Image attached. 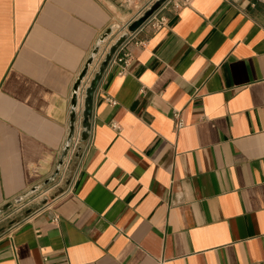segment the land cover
<instances>
[{"label": "crops", "instance_id": "obj_1", "mask_svg": "<svg viewBox=\"0 0 264 264\" xmlns=\"http://www.w3.org/2000/svg\"><path fill=\"white\" fill-rule=\"evenodd\" d=\"M137 13L0 0V212L59 184L75 85L110 32L77 93L71 183L0 235V264H264V0H167L132 33Z\"/></svg>", "mask_w": 264, "mask_h": 264}, {"label": "rangeland", "instance_id": "obj_2", "mask_svg": "<svg viewBox=\"0 0 264 264\" xmlns=\"http://www.w3.org/2000/svg\"><path fill=\"white\" fill-rule=\"evenodd\" d=\"M147 1H151V0H143L136 5H132L131 9L137 10L138 8L141 7V5L143 6L145 3H147ZM153 4L151 5L148 4L147 6L150 5L148 9H150L153 6ZM139 17L137 16L135 19L137 20ZM82 154H83V144L80 140L78 142L77 148H75L74 150V153L70 156L71 160L69 162L68 168L64 171L61 170L62 176L61 179L58 181L59 184L56 186V188H54V190L51 193L44 194V196L42 197L38 196L37 198H33L29 200L17 201L12 205H10L9 207L5 208L3 211H1L0 235L10 232L21 222H23L24 220L32 216L35 212L40 210L42 207H45L47 204L52 203L61 195L65 194L71 183L73 174L75 172L77 164L79 163L80 158L82 157Z\"/></svg>", "mask_w": 264, "mask_h": 264}, {"label": "water", "instance_id": "obj_3", "mask_svg": "<svg viewBox=\"0 0 264 264\" xmlns=\"http://www.w3.org/2000/svg\"><path fill=\"white\" fill-rule=\"evenodd\" d=\"M166 1L167 0H157L150 9H148L141 17H139L137 20L133 21L128 26L129 31L134 33L138 29H140L159 10L161 5L164 2H166ZM109 33L110 32H108L107 34H109ZM107 34L104 37H102V39L100 40V42L98 44V47L95 49V51H94L90 61L88 62L85 70L82 72V74L80 76V79L78 80V82L75 85L74 92H73V101H72L70 139L72 138L73 131H74V124H75V121H76L75 110H76L77 102H78L77 93H78V90L80 88L81 81L85 78V76L87 74V71H88V66H89L90 62L92 61L93 56L95 54H97L98 49H99V45L105 40ZM123 41H124V39L120 40L111 49L110 53L107 55L103 65H102V68L100 69L99 73L94 77L90 87L86 91L85 110H84V113H83V118H84V123L83 124L85 126L88 125L89 119H90V117L92 115L93 97H94L95 90H96V88L98 86V83L100 81V78L102 76V73L104 72V69L106 68V66L109 64V62H110L112 56L114 55V53L116 52L117 48L123 43ZM68 149H69V145H67L65 147L64 153H63V155H62V157H61V159L59 161V166H61L63 164V160H64L65 156L67 155Z\"/></svg>", "mask_w": 264, "mask_h": 264}, {"label": "built area", "instance_id": "obj_4", "mask_svg": "<svg viewBox=\"0 0 264 264\" xmlns=\"http://www.w3.org/2000/svg\"><path fill=\"white\" fill-rule=\"evenodd\" d=\"M121 3L123 4H126V5H129V6H132V5H136L138 4L139 2L143 1V0H120ZM156 0H151V1H147V3H145L143 6H141L140 8H138V13L136 15V17L138 16H142L143 13L149 8V6L151 4H153ZM148 4H150L149 6H147ZM152 19H154V16H152L148 22H151ZM154 25L156 27H161L164 25L165 21L163 18H160L159 21H154ZM130 55H125V58L124 59H118V61H123L125 66L128 65L129 61H130ZM111 103H115L114 101H111ZM173 117H174V120H175V125L178 129L182 128L184 126V119H183V113L182 111H174L173 113ZM81 140V135L80 133H78L77 135H74L72 136L71 138V145L69 146V149H68V152H67V155L65 156L64 160H63V164L61 165V170H66L68 168V165H69V162L71 160V155L74 153V150L75 148H77L78 146V142Z\"/></svg>", "mask_w": 264, "mask_h": 264}]
</instances>
